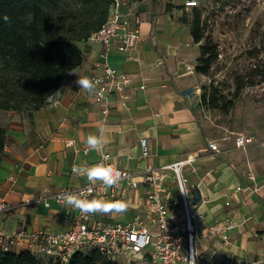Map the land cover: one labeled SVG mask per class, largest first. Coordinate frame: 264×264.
<instances>
[{"label":"crops","instance_id":"crops-1","mask_svg":"<svg viewBox=\"0 0 264 264\" xmlns=\"http://www.w3.org/2000/svg\"><path fill=\"white\" fill-rule=\"evenodd\" d=\"M185 0H131L122 12L131 18L130 29L139 31L131 54L118 51L113 42L109 63L127 72L132 82L126 89L128 108L113 96L109 121L102 122L99 107L92 96L75 81L94 71L101 44L79 43L84 60L62 83V93L46 107L32 111L1 110L0 125L7 130L8 154L0 158V203L13 206L0 211V233H13L19 228L60 231L65 227L56 203L47 207L44 199L67 186H78L87 179L73 172L74 166H87L99 160V152L86 144L90 134L99 135L105 127L102 150L116 156V161L131 170L147 165H164L188 155L195 157L199 190L205 198L200 221L201 261L212 264H264V138L256 129V141L236 147L234 132L209 136L197 117L200 98L187 92L198 86L186 65L193 58L187 46L191 32L181 29L180 6ZM140 17L135 24L134 16ZM192 38V39H191ZM190 55V56H189ZM192 65V64H191ZM144 86V88H142ZM149 139L152 155L141 158L140 136ZM216 140L220 150L208 148ZM253 173L254 182L248 179ZM11 176L13 180H8ZM255 186L257 191L248 187ZM237 186L245 188L235 191ZM174 196L176 187H172ZM233 194V197L229 194ZM138 194L144 195L143 187ZM230 201L231 205L226 206ZM134 214H96L100 219L123 222ZM219 222L231 223L227 240L211 232Z\"/></svg>","mask_w":264,"mask_h":264},{"label":"built area","instance_id":"built-area-1","mask_svg":"<svg viewBox=\"0 0 264 264\" xmlns=\"http://www.w3.org/2000/svg\"><path fill=\"white\" fill-rule=\"evenodd\" d=\"M131 0H112L106 21L99 30L93 32L88 41L101 44L98 59L94 64V71L90 78L100 80L97 86L98 94H91L102 114V122L106 124L112 112V97L117 96L128 108L129 96L127 87L132 82L130 74L120 71L109 63V54L113 51V42L118 41L117 50L133 59L132 49L140 39L137 29H130L131 18L126 16L121 8ZM198 0H185V7H193ZM135 24H139L140 17L134 16ZM187 73L195 71L191 64L186 65ZM144 88V86H142ZM189 97L201 100V87L196 86L187 92ZM253 133L246 131L234 132L236 147H246L256 141ZM140 157L152 155L149 139L140 136ZM208 148L220 150L215 140L208 141ZM8 154L5 145L3 155ZM106 163L121 173V179L115 187H105L100 182L90 184L87 180L78 186H67L59 189L44 203L50 207L52 203L58 205L56 213L60 214L65 227L60 231L44 229L30 230L21 227L13 233H0V248L3 251L19 252L27 249L34 255L46 261L52 260L60 264H67L74 253H87L98 249L112 261L120 264H189L190 252L195 249L196 264H212L201 261L200 240L202 229L203 204L205 198L197 202L192 201L194 187H198L202 179L197 178L195 157L188 155L164 165H147L144 169L131 170L116 161V156L108 151L99 152L96 163ZM95 163V164H96ZM8 180H13L8 176ZM248 179L255 180L253 173ZM176 187L174 196L172 187ZM143 187L144 195L138 194ZM251 191L258 188L248 187ZM91 190L88 199L99 198L108 201H124L127 208L134 214L126 221H112L100 219L96 214L83 216L78 210L66 206L58 199L63 192L80 193ZM183 189L184 192L181 191ZM245 188L237 186L235 191ZM233 197V194H229ZM231 205L230 201L226 206ZM13 206L7 202L0 203V211H10ZM231 223L224 225L217 223L211 232L218 233L223 240H227V229ZM217 264V263H215Z\"/></svg>","mask_w":264,"mask_h":264},{"label":"trees","instance_id":"trees-1","mask_svg":"<svg viewBox=\"0 0 264 264\" xmlns=\"http://www.w3.org/2000/svg\"><path fill=\"white\" fill-rule=\"evenodd\" d=\"M111 4L112 0H0V109L39 110L62 93L63 81L83 63L79 43L88 41L100 29ZM191 35L195 43L204 38L198 9ZM201 52L203 65L196 68L206 73L217 53L206 43L201 46ZM206 100L203 94L202 101ZM208 101L210 106H218L211 93ZM6 137L7 130L0 125V158ZM0 264L60 263L46 261L27 249L13 252L0 248ZM67 264L120 263L92 249L74 253Z\"/></svg>","mask_w":264,"mask_h":264},{"label":"rangeland","instance_id":"rangeland-1","mask_svg":"<svg viewBox=\"0 0 264 264\" xmlns=\"http://www.w3.org/2000/svg\"><path fill=\"white\" fill-rule=\"evenodd\" d=\"M180 7L181 29L188 33L195 9L201 13L204 38L199 43L191 38L187 50L193 55L189 61L195 69L193 78L201 87L197 117L205 133L219 136L225 131L221 126L236 131L253 128L264 138V0H198L196 6ZM205 43L217 54L202 73L196 67L203 65ZM210 93L218 106L209 105Z\"/></svg>","mask_w":264,"mask_h":264},{"label":"clouds","instance_id":"clouds-1","mask_svg":"<svg viewBox=\"0 0 264 264\" xmlns=\"http://www.w3.org/2000/svg\"><path fill=\"white\" fill-rule=\"evenodd\" d=\"M6 22L8 17L3 18ZM75 81L79 88L88 92L89 94H98L97 86L101 83L100 80H93L88 77H80ZM99 135L90 134L87 137L86 144L89 149L95 151H101L104 142L106 131L105 127L98 129ZM73 172L77 173L87 179L90 184H96L100 182L105 187H115L118 185L121 179V173L114 169L112 166L106 163H96L87 166H74ZM182 192L183 189H181ZM91 194L89 189L87 192L72 193L63 192L60 194L58 199L62 200L66 206H69L75 210H78L83 216H90L93 214H122L127 211V204L124 201H108L99 198L88 199ZM191 259H188L189 264H196V253L195 249L190 252Z\"/></svg>","mask_w":264,"mask_h":264},{"label":"water","instance_id":"water-1","mask_svg":"<svg viewBox=\"0 0 264 264\" xmlns=\"http://www.w3.org/2000/svg\"><path fill=\"white\" fill-rule=\"evenodd\" d=\"M192 193H193L192 201L195 203L201 198V193L198 187H194Z\"/></svg>","mask_w":264,"mask_h":264}]
</instances>
